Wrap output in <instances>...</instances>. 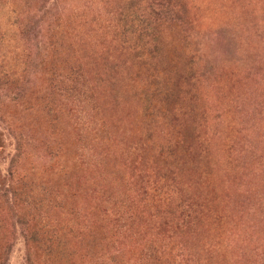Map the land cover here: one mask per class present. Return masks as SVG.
I'll list each match as a JSON object with an SVG mask.
<instances>
[{
  "label": "rangeland",
  "instance_id": "rangeland-1",
  "mask_svg": "<svg viewBox=\"0 0 264 264\" xmlns=\"http://www.w3.org/2000/svg\"><path fill=\"white\" fill-rule=\"evenodd\" d=\"M156 7L148 42L159 61L169 57V73H185L173 107L197 110L191 148L208 164L200 173L185 166L168 184L143 138L132 92L146 82L136 80L144 51L124 20ZM0 36V67L21 70L25 83L19 98L0 93V182L8 187L11 169L33 193L64 200L30 214L0 193L6 264H264V0H0ZM71 69L86 98L49 91L50 72L62 79ZM149 129L162 131L151 137L158 144L175 134L158 119ZM24 216L40 230L39 247ZM47 237L64 242L63 256L40 249Z\"/></svg>",
  "mask_w": 264,
  "mask_h": 264
},
{
  "label": "trees",
  "instance_id": "trees-1",
  "mask_svg": "<svg viewBox=\"0 0 264 264\" xmlns=\"http://www.w3.org/2000/svg\"><path fill=\"white\" fill-rule=\"evenodd\" d=\"M164 6H160L158 10H162L166 8ZM157 7L155 10L151 8V12L147 15L137 16L135 13L132 15H128L124 18L126 24L128 25V29L126 33L131 35L132 33H136V27H138L139 34H137V40L141 45L143 55L140 57L141 66L146 69V73L143 74L140 70L137 73L138 77L136 80H142L143 76L146 78L145 84L141 87L140 90L137 88L132 92V96H135L137 101L140 103V108L143 110V121L147 125L146 132L143 135V138L146 140V143L153 145L158 151V161L162 163V167H159L162 170L164 175V181L166 184L169 182H173L179 180L181 173H185L186 169L185 166L193 167L196 172L200 173L203 170V166H208V164H204V160L201 156H195L193 154V150L191 148L190 143V136L196 130V126H194V121L197 117V110L195 108H187L185 113L180 112L179 108H174L178 102V93L176 89L175 82L179 81L183 84H186L184 80L185 73H174L171 74L167 70L168 62L163 61L164 59H169V57H165L160 59V50L158 51L151 42H148L150 38L154 39V32L156 26V19L158 17ZM155 17V19H153ZM167 17V16H166ZM168 18H166L167 20ZM138 22L137 26L135 23ZM4 36H0L1 39ZM149 38V39H148ZM147 40V41H146ZM149 46H145L147 45ZM144 43V45L142 44ZM159 63H163L166 74L165 78L162 79L158 76V67ZM139 68H137L138 70ZM66 77L64 78H56L53 73L50 72L49 76L53 77L51 79V83L49 86V91L52 92H65V96H77L81 95L82 91H79L77 94L75 87L76 80L80 77L79 71L76 69H71L68 73L66 72ZM23 77V72L21 70H9L7 68L0 67V93L5 92L6 94L12 95L13 98H19L24 92V81L20 78ZM159 77V81L157 79ZM164 85L161 87V85ZM170 84V88L167 87ZM168 88V89H167ZM82 97H87V93H83ZM191 97L194 99L193 94ZM195 100V99H194ZM55 106V105H54ZM55 108L52 106V102H50L46 106V113L48 115L49 123L52 126L56 125L55 119ZM179 116H183L181 120H178ZM162 120L163 124H165L166 128L168 129L169 126L174 127L175 134H171L169 132L167 141H163L162 143H153L151 142V137L153 141L157 140L158 137L162 134L161 130L151 131L149 129V124L153 125L156 120ZM183 120L187 121V123H182ZM56 128V127H55ZM54 128V129H55ZM23 142V138L21 139L20 143ZM20 151L22 146L19 147ZM182 153L188 154V157H192L194 162H189L187 160L188 157L184 158ZM199 153L204 155L206 154L205 150H199ZM207 157V156H205ZM13 170H9L8 174L6 175L5 180L9 182L8 187L4 188V181L0 182V193L1 198L5 195V201L7 205H10L8 195L11 196V200L13 201L14 208H22L25 209L30 214H38L41 208L46 207V202L49 204L48 206L52 205L51 209H58L61 207V204L64 200H61V197L57 193H48V196L45 193V189L38 190L37 194L33 193L34 190L32 188L34 186L28 185L24 186L25 178L15 174ZM2 178L0 177V180ZM3 180V179H2ZM13 182L16 186L13 185ZM196 182V180H195ZM67 187V185H65ZM39 189L40 187H35ZM3 194V195H2ZM54 198V202L50 203L47 199L49 197ZM117 207L121 208V202H117ZM21 209V210H22ZM178 213L180 214L181 221L184 227H188L189 225V213L187 211V205L185 203L181 204L178 208ZM29 216V215H28ZM23 225L26 229V236L28 237V242L32 244L33 247H39L40 241H42V237L40 234V230L36 228L33 224V219L27 220L24 216L22 217ZM53 239L46 238L45 243L46 246L40 247V249L46 254H52L55 252L61 256H63V241L56 239V242L53 247ZM63 249V250H62ZM9 247L6 246L1 251L0 256V264H6L8 261L9 255ZM65 251V250H64Z\"/></svg>",
  "mask_w": 264,
  "mask_h": 264
}]
</instances>
